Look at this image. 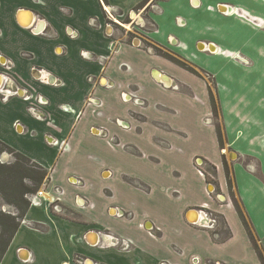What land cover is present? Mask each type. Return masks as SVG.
Instances as JSON below:
<instances>
[{"label":"crops","instance_id":"1","mask_svg":"<svg viewBox=\"0 0 264 264\" xmlns=\"http://www.w3.org/2000/svg\"><path fill=\"white\" fill-rule=\"evenodd\" d=\"M142 1L0 0L5 88L33 96L2 101L0 94V141L48 172L44 189L62 191L71 214L30 206L23 219L34 226L20 224L0 264H261L233 203L208 198L193 161L215 167L228 199L210 87L223 147L232 151L234 196L264 254V0H147L138 8ZM91 18L102 27L90 26ZM144 40L182 57L211 85ZM129 92L144 104L125 101ZM204 205L223 216L228 238L217 241L195 223ZM110 236L132 245L120 250Z\"/></svg>","mask_w":264,"mask_h":264},{"label":"trees","instance_id":"2","mask_svg":"<svg viewBox=\"0 0 264 264\" xmlns=\"http://www.w3.org/2000/svg\"><path fill=\"white\" fill-rule=\"evenodd\" d=\"M147 0H143L141 4L138 6L142 7ZM156 52L168 59L169 61L173 62L174 64L180 66L181 68L189 71L190 73L201 77L198 70L194 68L190 63H188L186 60H184L182 57L176 55V54H169L166 51H163L159 48L156 49ZM209 97H210V104L212 113L215 120V129L216 134L218 138V142L221 148H223V132H222V126L219 122V111L218 106L216 104L215 96L209 87ZM0 148H4L9 150L14 156H16V163L12 165L4 166L3 164H0V196L2 199L14 206L15 208V214H9L5 212L0 211V261L6 252V249L12 240L14 234L16 233L17 229L20 226V220L24 217L26 214L28 208L30 207V203L27 200L26 196L27 194L35 193L38 189L41 188L42 184L46 182L48 177V172L43 169L41 166H39L36 163L31 162L27 157L24 155L14 151L11 147L7 146L3 142L0 141ZM21 162H28L33 164L38 171H33L31 169L24 168L20 163ZM224 166V174L226 178L227 188H228V194L229 197L232 200L233 206L247 232V235L252 243V246L256 252V255L260 261L261 264H264V254L261 250V247L258 243V238L255 236L253 229L251 227L250 222L246 218V215L244 214L241 206L237 202L234 196L233 192V184L231 180L230 170L225 162L223 161ZM209 169H211L209 171ZM208 171L215 175V167L209 164ZM24 178H28L34 182L33 186L28 187L22 183V180ZM207 182H213L211 178L206 176ZM220 216V222L218 227V234H220V237L218 239H215L217 241L224 240L229 237L230 233L228 229L226 228V222L222 215ZM227 229V230H226ZM212 235V234H211ZM213 237V236H212Z\"/></svg>","mask_w":264,"mask_h":264},{"label":"built area","instance_id":"3","mask_svg":"<svg viewBox=\"0 0 264 264\" xmlns=\"http://www.w3.org/2000/svg\"><path fill=\"white\" fill-rule=\"evenodd\" d=\"M151 2H149L148 4L150 5L149 7H154V5L150 4ZM147 6L144 7V9L146 8ZM104 8V11L106 13V16L109 20V22L106 23V25H111V21L114 20L110 14V12L107 11V9L105 7ZM210 8V7H208ZM143 9V10H144ZM212 9V8H210ZM142 10V11H143ZM140 9H138L137 12H139ZM243 12V11H241ZM224 13H227V12H224ZM234 13L237 15L238 14V9L234 10ZM244 13V12H243ZM246 14V13H245ZM133 21H131L130 24H132ZM88 24L90 26H98V27H102L101 24H99L96 19L94 18H91L89 21H88ZM153 26V25H152ZM135 39V38H133ZM139 45V44H137ZM141 45V44H140ZM139 45V46H140ZM206 50L207 51H210L208 47H206ZM225 56L227 57H230L232 59H234L235 61L239 62L240 64L242 65H249L250 64V61L248 59H246L243 55L239 54V53H235V52H228V51H223L222 52ZM83 55L85 56L86 53H83ZM107 57L106 56H99L98 58V62L103 64L104 61H106ZM3 68L5 70H9L11 68V64H10V61H8L7 63H4V65H2ZM0 77L2 78V81H1V84H0V94H1V100L2 101H7L11 96H16L18 95L19 92H21V96L24 100H28L30 98H32V94H26V90L24 89H15L13 91L11 90H7L5 88V83L7 81H11L9 76L6 75L4 72H0ZM88 80H91V77L88 78ZM166 86V85H165ZM26 94V95H25ZM123 99L125 101H131L133 100V102L137 103V104H140V105H143L144 103L140 101V99L136 98L134 92H129L128 94H123ZM37 102L39 103H43L42 102V99L41 97H36ZM91 103V101H88V104ZM99 106V104L97 105ZM28 111L33 115L36 113V110L34 107H28ZM97 115H101V112L100 111H97L96 112ZM126 127V125H125ZM98 133V131H97ZM99 136H106V132L104 129H100V132L98 133ZM102 136V137H103ZM52 144V143H51ZM53 144H58V141H53ZM61 146H62V143H61ZM193 166L194 168L196 169V171L204 176L206 178V176H208L209 178H211L213 180V182H207L208 183V186L209 188H211V190H207V195H208V198L213 201L214 203L218 204V205H225V206H229L232 202L230 200V197H228V199H226V196L218 189L216 183L214 182V175H212L209 171H208V168H209V164L207 162H205L203 159L199 158V157H196L193 161ZM81 181L78 180L77 178L74 179V185H80ZM46 183H43L42 184V188L43 190H37L35 193H31V194H27L25 195L27 200L29 201L30 203V206L34 205V206H39V205H43V204H47L51 211H55L56 213H62L64 215H66V213H63V211H67L65 208H63L60 204L61 202V193L62 191H59V189L57 187H55L53 189V192L58 194V195H50V193L46 190H44V187H45ZM141 190H146V188L144 187H140ZM45 195V196H44ZM77 202L79 203V205H84V202L83 200H80V198H77L76 199ZM89 206V204H88ZM112 210L114 209H110L109 211V214L111 216H118V217H126L128 214L127 213H124L123 211H115L114 213H111ZM196 211L198 212V214L201 216V218L197 219L195 221V223H199V226L207 229L210 231V233L212 234V236L215 238V239H218L220 237V234H218V227H219V222H220V214L217 213L216 211H213V210H210L206 205H204L203 207H200L198 209H196ZM20 224H26L27 226L29 227H33V223L30 222V221H25L23 218L20 220ZM142 228H143V225L141 224L140 225ZM149 234H151L149 230H147ZM114 239V245H116V247H118L120 250H128L129 247L132 245V241L128 238H123V237H113V236H110ZM81 262V260H80ZM86 264V262L84 263ZM160 264H171V263H168L166 261H162L160 262Z\"/></svg>","mask_w":264,"mask_h":264},{"label":"rangeland","instance_id":"4","mask_svg":"<svg viewBox=\"0 0 264 264\" xmlns=\"http://www.w3.org/2000/svg\"><path fill=\"white\" fill-rule=\"evenodd\" d=\"M145 13V15H146V12H144ZM146 25H147V27L148 28H153V26H152V24L150 23V22H146L145 23ZM129 27L131 28V29H134L135 27L133 26H131V25H129ZM144 27V25H141L140 26V29L141 30H143L142 28ZM134 31H135V29H134ZM141 34V33H140ZM134 35V34H133ZM143 36H144V34H142ZM143 43V45H147V46H153L152 48H155V50H156V48H157V46H155V45H153L152 43H150L149 41H146V40H144V42H142ZM199 72V74L201 75V77H205L207 80H208V82L210 83V85H211V78L208 76V75H206L204 72H200V71H198ZM207 123V122H206ZM164 129V128H163ZM96 134V133H95ZM103 136V135H102ZM102 136H100V137H102ZM104 137V136H103ZM112 140V139H111ZM222 152L224 153V157H225V159H226V163H228V161H232L231 159H230V156H229V152H232V151H228L227 149H226V147L224 146L223 147V149H222ZM15 161H18V160H16V156H14V154H12L9 150H7V149H4V148H0V164L2 165H4V166H7V165H12V164H14V163H16ZM19 163L24 167V168H26V169H31V170H33V171H38V169L33 165V164H31V163H28V162H20L19 161ZM209 169V168H208ZM211 169H209V171H210ZM73 182V181H72ZM22 183L24 184V185H26V186H28V187H31V186H33V184H34V182L32 181V180H30V179H28V178H24L23 180H22ZM73 184V183H72ZM117 183L115 182L114 184H113V186H114V188L116 189L117 188ZM38 190H43V188L41 187L40 189H38ZM45 190V189H44ZM210 190H211V188H210ZM108 191V190H107ZM107 194L108 195H110L111 194V192L110 191H108L107 192ZM0 211L1 212H5V213H9V214H15V208H14V206H12V205H10V204H8V203H6L3 199H2V197L0 196ZM54 213H56L55 211H54ZM63 213H66V215L67 216H70L71 214H69L68 213V211H63ZM64 215V214H63ZM65 216V215H64Z\"/></svg>","mask_w":264,"mask_h":264},{"label":"flooded vegetation","instance_id":"5","mask_svg":"<svg viewBox=\"0 0 264 264\" xmlns=\"http://www.w3.org/2000/svg\"><path fill=\"white\" fill-rule=\"evenodd\" d=\"M222 9H223V7H221ZM230 12H231V9H230ZM237 15H241V16H243L245 19H247V18H250L247 14H245V13H243V12H240V11H238V14ZM252 21H254L253 19H252ZM256 22V21H255ZM22 23L24 24V25H27L29 22H26V21H22ZM126 25V24H125ZM1 77H0V84H1ZM197 217V216H196ZM88 264H90V263H88Z\"/></svg>","mask_w":264,"mask_h":264},{"label":"bare ground","instance_id":"6","mask_svg":"<svg viewBox=\"0 0 264 264\" xmlns=\"http://www.w3.org/2000/svg\"><path fill=\"white\" fill-rule=\"evenodd\" d=\"M194 217H196V216H194ZM194 217H193V218H191V219H194ZM93 238H94V237H93ZM93 238H92V239H93ZM94 239H95V238H94Z\"/></svg>","mask_w":264,"mask_h":264}]
</instances>
